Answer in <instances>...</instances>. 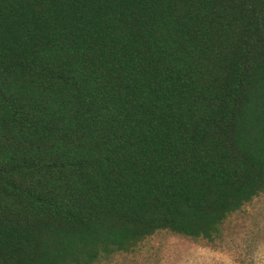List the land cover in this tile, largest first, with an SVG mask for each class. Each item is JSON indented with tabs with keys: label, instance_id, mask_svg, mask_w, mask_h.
<instances>
[{
	"label": "trees",
	"instance_id": "trees-1",
	"mask_svg": "<svg viewBox=\"0 0 264 264\" xmlns=\"http://www.w3.org/2000/svg\"><path fill=\"white\" fill-rule=\"evenodd\" d=\"M264 193V0H0V264L212 242Z\"/></svg>",
	"mask_w": 264,
	"mask_h": 264
},
{
	"label": "rangeland",
	"instance_id": "rangeland-1",
	"mask_svg": "<svg viewBox=\"0 0 264 264\" xmlns=\"http://www.w3.org/2000/svg\"><path fill=\"white\" fill-rule=\"evenodd\" d=\"M100 264H264V193L228 216L212 242L161 231Z\"/></svg>",
	"mask_w": 264,
	"mask_h": 264
}]
</instances>
